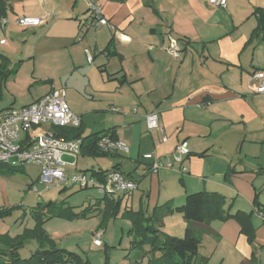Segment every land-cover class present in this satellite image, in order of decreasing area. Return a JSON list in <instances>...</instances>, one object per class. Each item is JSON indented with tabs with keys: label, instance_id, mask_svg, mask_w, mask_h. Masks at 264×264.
Wrapping results in <instances>:
<instances>
[{
	"label": "crops",
	"instance_id": "1",
	"mask_svg": "<svg viewBox=\"0 0 264 264\" xmlns=\"http://www.w3.org/2000/svg\"><path fill=\"white\" fill-rule=\"evenodd\" d=\"M91 1L112 28L93 26L86 0H20L21 17L44 22L24 28L8 13L1 19L8 22L0 20L2 32H21L17 37L24 41L10 50L0 37V65L8 72L0 79V111L64 90L70 111L81 119L83 137L114 134L128 149L126 155L80 156L91 161L77 172L119 171L137 189L114 199L124 210L146 217L163 205L182 206L191 193L219 194L229 216L250 215L253 242L248 243L231 217L192 225L201 245L207 253L210 247L221 250L220 264H264V219L255 213L264 206V98L248 82L254 71L264 72V30L248 44L258 26L255 11L264 12V0H227L224 9L208 0ZM171 39L179 41L181 52L179 60L168 64L163 59ZM11 57L17 62L12 67ZM24 65L31 66L35 82L22 101L14 86H8L15 84ZM151 112L157 114L162 134L147 130L144 117ZM39 130L53 133L55 127ZM180 142L188 149L182 164L186 171L174 164L151 174L142 156L154 153L164 162ZM64 161L73 172L78 159L74 166ZM175 214L163 217L159 230ZM179 216L184 233L187 225Z\"/></svg>",
	"mask_w": 264,
	"mask_h": 264
},
{
	"label": "built area",
	"instance_id": "2",
	"mask_svg": "<svg viewBox=\"0 0 264 264\" xmlns=\"http://www.w3.org/2000/svg\"><path fill=\"white\" fill-rule=\"evenodd\" d=\"M88 11L94 27L112 26L102 17L101 8L93 1L86 0ZM209 4L224 9L227 0H208ZM5 24L4 20H1ZM43 19L39 18H19L16 23L20 27H35L42 24ZM165 52L174 60H179L181 46L179 41L171 39L168 41ZM88 62L92 57L86 51ZM249 88L264 98V72L254 71L248 78ZM112 111H117L112 109ZM148 131L162 129L158 124V117L155 112H151L144 117ZM81 124L79 116L73 114L65 99V91H52L35 102L20 108H5L0 111V165H9L11 159H16L17 164L12 166H22L26 164L38 167V182L44 190L55 188L77 190L94 189L102 196L116 197L120 194H131L137 189L134 181L126 179L119 171L110 170L102 176H94L87 172H68L69 164L64 161L63 156L73 159L72 166L75 165L80 157L79 139L63 140L56 138L52 132L35 131L44 126L53 127H71L77 128ZM162 142L166 137L162 135ZM98 149L102 153L110 154L113 152L126 155L127 147L109 136H103L97 143ZM188 155V149L185 142L178 143L174 152L167 157L164 162H159L154 153H148L142 156V159L149 162V172L156 174L161 168H171L174 164L180 166L181 173L186 171L182 166L184 159ZM32 190L40 195L37 188L31 184ZM256 215L264 219V206L255 211ZM103 230H96L92 234V245L102 246Z\"/></svg>",
	"mask_w": 264,
	"mask_h": 264
},
{
	"label": "rangeland",
	"instance_id": "3",
	"mask_svg": "<svg viewBox=\"0 0 264 264\" xmlns=\"http://www.w3.org/2000/svg\"><path fill=\"white\" fill-rule=\"evenodd\" d=\"M7 4V13L12 18H32L21 17L19 12L22 8L18 7L20 0H5ZM22 1V0H21ZM16 19V20H17ZM6 22L7 19H5ZM4 32V31H3ZM0 25V37L4 38L7 42V49L16 50L18 46L22 45L24 41H20L17 37L21 32L13 33L4 32ZM13 35V36H12ZM202 59V57H201ZM10 66H14L17 62L11 57ZM175 62L170 56L165 57L163 62L168 63ZM34 78L31 76V66L24 65L20 69V75L16 78L15 84L12 82L10 87L14 86L18 98L22 101L27 99L28 87L30 84H34ZM34 81V82H32ZM2 93L5 91L4 87L1 88ZM11 90V89H10ZM8 92L4 93V98H7ZM64 160L73 161L71 158L63 157ZM88 158H78L76 167L73 168V172L78 170H84L86 163H89ZM16 159H11L8 166L16 165ZM38 167L31 164L20 166L21 172L10 173L8 167H0V234H7L11 237L19 235L24 229H30L34 225L33 212L43 213L44 223L43 228L48 233L49 237L54 242L58 249L65 252L78 255L83 260L88 261L89 264H124V261L128 257H133L139 253L138 248H132L131 241L132 236L130 230L132 224L127 218L123 204L120 205V209L115 218H108L102 229L104 232L103 241L106 243L102 248H97L92 245V231L100 230V222L102 220V214L100 212H90L84 217L77 216L76 218H68L66 216H52L48 217L54 212L52 206L47 207L42 212L43 205L48 202H61L64 201L66 206L74 213H80L84 208L90 205L92 206L96 200L102 199L103 196L94 189L77 190L76 188L61 189L55 188L51 190H44L43 186L38 182ZM37 177V178H36ZM33 185L37 188L40 195H37L32 190ZM65 190L64 192H61ZM51 212V213H50ZM178 214V215H177ZM163 222L162 229L159 230L163 235L175 236L176 238H182L184 233H180V214L177 213ZM182 221L184 219L182 218ZM175 224H178V226ZM187 225V223L185 222ZM186 228V226H185ZM130 236V237H129ZM129 237V239H128ZM36 247L35 242L30 241L24 245L20 250V257L27 258L30 252ZM146 250V247L144 248ZM207 246L199 244L198 255L207 259L206 264H220L224 253L221 250H216L210 247V252ZM213 255L210 257V254ZM208 254L207 256H202ZM226 264V262H225Z\"/></svg>",
	"mask_w": 264,
	"mask_h": 264
},
{
	"label": "trees",
	"instance_id": "4",
	"mask_svg": "<svg viewBox=\"0 0 264 264\" xmlns=\"http://www.w3.org/2000/svg\"><path fill=\"white\" fill-rule=\"evenodd\" d=\"M7 13V4L5 0H0V20ZM258 17V26L249 38L248 44L253 42L264 30V12L255 11ZM8 72L4 65H0L1 82L5 80ZM53 135L63 140L81 141L80 156L105 157L109 154L99 151L97 143L103 136H109L116 140L114 134L96 133L83 137L80 126L55 127ZM8 167L10 173L21 172L20 166L0 165ZM94 176H102L106 172L91 171ZM65 190L61 191L64 192ZM225 200L216 193L195 192L186 195L184 204L180 207L172 208L170 205L157 207L153 215L146 217L141 211L125 210L127 218L132 224L130 234L132 236V248H138L139 253L133 259H129L125 264H206L207 259L198 255L200 238L194 231L192 225H209L213 221H225L234 218L240 225V232L247 238L248 243L254 239V228L250 223V215L236 213L229 216L224 210ZM53 207L52 216H66L68 218L84 217L90 212L99 211L102 214V220L98 229L103 230L102 226L108 218H115L120 209V200L112 197L103 196L96 200L91 206H87L80 213H74L66 206L64 201L48 202L43 205L42 212L47 207ZM51 213V212H50ZM172 213H179L187 223L182 238L170 237L159 232L161 219ZM43 213L33 212L34 225L30 229H24L19 235L11 237L7 234H0V264H89L78 255L65 252L58 249L46 230L43 228ZM30 241L35 242L36 247L30 252L27 258L20 257V250ZM146 247V250L144 248ZM254 263V258L250 259Z\"/></svg>",
	"mask_w": 264,
	"mask_h": 264
}]
</instances>
